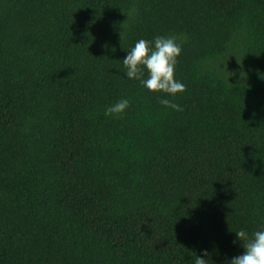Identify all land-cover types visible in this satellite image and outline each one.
I'll return each mask as SVG.
<instances>
[{
    "label": "trees",
    "instance_id": "16d2710c",
    "mask_svg": "<svg viewBox=\"0 0 264 264\" xmlns=\"http://www.w3.org/2000/svg\"><path fill=\"white\" fill-rule=\"evenodd\" d=\"M157 35L179 112L124 76ZM261 225L264 0H0V264H226Z\"/></svg>",
    "mask_w": 264,
    "mask_h": 264
},
{
    "label": "clouds",
    "instance_id": "9594fccd",
    "mask_svg": "<svg viewBox=\"0 0 264 264\" xmlns=\"http://www.w3.org/2000/svg\"><path fill=\"white\" fill-rule=\"evenodd\" d=\"M185 43L187 37L181 39L175 35H157L152 40L142 38L126 51L127 55L122 60L127 79L138 81L141 87L151 93L162 94L159 99L161 106L177 112L182 111V108L174 100L187 89L175 75ZM112 50L115 51L114 48ZM129 108V99L122 98L107 106L105 115H120ZM234 233V245L238 244L244 251L241 255L227 259L226 264H264V225L251 234L245 229ZM209 257L208 251L204 250L202 256L196 257L195 264H208Z\"/></svg>",
    "mask_w": 264,
    "mask_h": 264
}]
</instances>
